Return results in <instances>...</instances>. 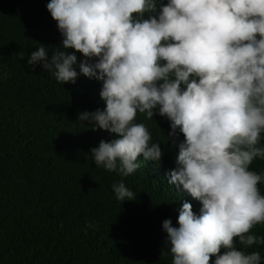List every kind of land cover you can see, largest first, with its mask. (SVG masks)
I'll use <instances>...</instances> for the list:
<instances>
[{
  "label": "clouds",
  "instance_id": "1",
  "mask_svg": "<svg viewBox=\"0 0 264 264\" xmlns=\"http://www.w3.org/2000/svg\"><path fill=\"white\" fill-rule=\"evenodd\" d=\"M31 1L14 6L34 31L43 30V20L30 17ZM43 4L61 40L39 45L25 63L63 84L76 83L74 66L101 82L103 110L81 111L77 120L113 133V140L101 139L88 154L95 167L144 173L169 192L172 209L161 227L171 264H209L210 255L212 264H264V248L248 252L264 244L249 234L264 222L257 187L264 172L249 170L254 158L264 159V0ZM75 52L82 55L78 64ZM137 113L167 119V138L182 133L174 167L160 161L164 141L150 143L145 124L134 122ZM111 188L117 201L135 197L123 181Z\"/></svg>",
  "mask_w": 264,
  "mask_h": 264
},
{
  "label": "trees",
  "instance_id": "2",
  "mask_svg": "<svg viewBox=\"0 0 264 264\" xmlns=\"http://www.w3.org/2000/svg\"><path fill=\"white\" fill-rule=\"evenodd\" d=\"M43 1L28 7L45 26L34 31L16 0H0V264H171L161 227L172 209L169 192L144 173L121 176L95 167L88 154L101 139L113 140V133L77 120L81 111L103 110L101 82L74 66L76 83L63 84L39 64L33 69L25 63L39 45L61 40ZM75 55L78 64L82 55ZM135 118L147 127L150 143L164 141L160 161L174 167L182 133L167 138L169 121L161 116ZM249 170L264 172V159L254 158ZM118 181L134 199H115L111 186ZM257 187L264 195V183ZM249 234L264 239V222ZM262 248L254 243L248 252Z\"/></svg>",
  "mask_w": 264,
  "mask_h": 264
},
{
  "label": "bare ground",
  "instance_id": "3",
  "mask_svg": "<svg viewBox=\"0 0 264 264\" xmlns=\"http://www.w3.org/2000/svg\"><path fill=\"white\" fill-rule=\"evenodd\" d=\"M99 95V94H98ZM192 199V198H191Z\"/></svg>",
  "mask_w": 264,
  "mask_h": 264
}]
</instances>
